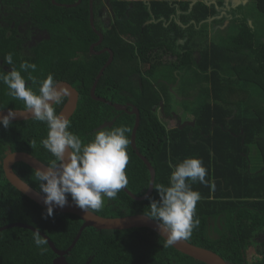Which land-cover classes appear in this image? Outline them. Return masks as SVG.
<instances>
[{
  "label": "trees",
  "instance_id": "obj_1",
  "mask_svg": "<svg viewBox=\"0 0 264 264\" xmlns=\"http://www.w3.org/2000/svg\"><path fill=\"white\" fill-rule=\"evenodd\" d=\"M76 1L55 0L61 4L57 6L52 0H0V72L20 71L26 61L37 66L35 71L21 72L34 91L38 84H32L29 75L42 81L52 74L58 83H69L79 96L69 130L87 144L100 130L122 125L132 130L134 116L90 98L108 54L90 53L98 37L89 24V0L72 8L62 6ZM225 1L93 0L94 26L103 37L94 50L113 52L95 95L138 108L136 148L152 165L155 179L144 201H134L121 190L116 199L105 198L103 208L92 213L111 219L147 216L151 200L160 199L154 186H169L174 170L169 165L199 158L209 184L191 185L201 194L196 205L200 223L186 241L217 254L227 264H264V36L243 14L246 3L227 10ZM239 1H253L264 16V0ZM35 32L41 35L38 39ZM8 53L13 54L12 65L4 60ZM160 85L181 92L182 109L192 123L169 129L163 125L157 109L161 106L166 115L171 105L169 92H158ZM66 101L65 97L62 104L54 105L57 114ZM4 109L25 107L0 82V110ZM47 132L46 123L34 118L11 122L7 129L0 125V228L13 223L30 226L47 236L57 250L65 251L83 220L56 211L45 218L46 209L16 190L2 167L5 156L13 152L50 166L55 157L41 143ZM127 154V189L139 197L147 191L149 173L130 143ZM11 170L44 196L34 170L24 163L13 164ZM68 200L73 202L70 195ZM33 234L22 227L1 231L0 264H53L57 255L48 244L44 251L38 248ZM166 243L147 228L89 227L65 260L68 264H204Z\"/></svg>",
  "mask_w": 264,
  "mask_h": 264
},
{
  "label": "clouds",
  "instance_id": "obj_2",
  "mask_svg": "<svg viewBox=\"0 0 264 264\" xmlns=\"http://www.w3.org/2000/svg\"><path fill=\"white\" fill-rule=\"evenodd\" d=\"M4 60L13 64V54L8 53ZM36 64L22 62L20 71L12 68L7 73L0 72V82L8 88V94L15 100L23 102L25 109L32 117L47 125L48 132L41 141L43 147L55 159L47 168L35 172L39 188L44 193L43 203L46 206V217L53 216L54 208H64L71 196L75 205L85 214L100 211L104 199H116L121 190L128 188V177L125 169L129 161L127 147L130 143L127 126H120L110 131L100 130L94 139L85 144L71 132L70 121L58 115L54 105L64 102L67 89L53 77L47 75L42 81L29 75L32 84H38L34 91L21 72L36 70ZM16 113L9 110L0 117V125L7 129ZM169 179V186L155 185L160 199L151 200L149 218L159 221L167 234L166 246H171L180 239L187 240L194 228L199 226L196 217V205L201 194L192 189V184L199 182L207 186L205 179L207 169L199 158L189 157L176 165ZM35 245L42 251L47 240L39 231L34 232Z\"/></svg>",
  "mask_w": 264,
  "mask_h": 264
},
{
  "label": "water",
  "instance_id": "obj_3",
  "mask_svg": "<svg viewBox=\"0 0 264 264\" xmlns=\"http://www.w3.org/2000/svg\"><path fill=\"white\" fill-rule=\"evenodd\" d=\"M81 0H77L75 4L73 5H62L63 7L66 8H72L76 7L79 5ZM52 3L57 6H61V4L55 3V0H52ZM89 24L92 29V31L97 35L98 40L96 43L92 44L89 47L90 53L93 55H100L102 53H107L108 54V59L105 62L104 66L99 70L91 88L89 91V96L92 100L104 103L110 107H112L116 111L124 112L128 115H133L134 116V124L131 130L130 134V147L135 153V155L144 163L145 167L148 170L149 173V184L147 191L142 195V196H136L133 193H131L128 189L122 190L126 195H128L132 200L134 201H144L147 199L153 190V184H154V179H155V171L150 164V162L139 153V151L136 148V131L139 127L140 124V112L137 107L135 106H130V105H122L118 103H112L110 101L105 100L104 98L98 97L95 95V88L96 85L101 78L103 72L105 69L111 64L113 60V52L105 48L99 52H95V47L99 46L102 42V34L98 32L94 26V17H93V0H89ZM62 87L67 89V101L58 113V115H62L63 117L67 118L68 120L70 117L73 115L74 111L76 110L77 107V102H78V92L67 82H61L59 83ZM131 107L130 109H128ZM10 109H4L0 110V117L7 115ZM16 113L15 118L11 122H20V121H26L29 119H33L32 115L30 112H28L26 109L24 110H11ZM15 163H24L28 167H30L32 170L36 172L37 169L43 170L45 167L41 166L36 160H34L30 155L23 153V152H13L9 153L5 156L3 159L2 167H3V172L6 180L16 189L18 190L21 194L38 204L39 206L43 207L46 209L45 204L43 203V195L39 194L32 188H30L28 185L23 183L19 178H17L11 168L12 165ZM54 211L56 212H61V213H66V214H73L78 216L83 220V224L80 227L75 239L73 240L72 244L68 249L65 251H60L57 250L54 246V244L49 240L47 236H45L43 233L40 232L41 236L47 240V244L50 247V249L57 255L56 260L53 262V264H68L65 260V256L69 254L71 249L74 247L75 243L79 239L80 234L82 231L86 228H94L96 230H107V231H122V230H129V229H134V228H147L155 233H157L160 237H162L164 240L167 241V234L165 233L164 229L162 227H159V222L149 218L148 216L145 215H133V216H127V217H121V218H103L100 217L94 213H89L85 214L81 209H79L75 203L71 202L68 200L67 206L64 208H54ZM13 227H22L26 229H30L34 232H36L35 229H33L30 226L21 224V223H13L6 225L4 227L0 228V232L4 231L6 229H10ZM173 246L177 251L180 253L187 255L199 262H202L204 264H227L221 257H219L217 254L194 246L190 243H188L184 239H180L177 242H175Z\"/></svg>",
  "mask_w": 264,
  "mask_h": 264
},
{
  "label": "rangeland",
  "instance_id": "obj_4",
  "mask_svg": "<svg viewBox=\"0 0 264 264\" xmlns=\"http://www.w3.org/2000/svg\"><path fill=\"white\" fill-rule=\"evenodd\" d=\"M240 2V1H239ZM246 6L243 8L242 4H245ZM231 6H235V3H231ZM242 6L243 8V14H246L248 16L249 23L252 25V27L260 34V36H264V16L259 14L256 9L253 1H243L240 3V7ZM106 10H108L106 8ZM245 10V11H244ZM108 14H105L103 17L106 19L108 18ZM223 25V23H220ZM222 25H216V27L222 29ZM212 29V27H211ZM37 35L35 36V39H38L41 35L35 32ZM34 39H30V42H33ZM30 44V43H29ZM155 86V85H154ZM180 87V85H179ZM158 92L159 93H166L168 95L169 92V99H170V110L168 113L165 115L162 113V108L161 106L157 109V116L159 120L163 123V125L167 128H172V127H179L182 125V123H185V119L188 120L189 118L185 117L186 114L182 112V104L185 101H181L182 95L180 94L181 92H173L170 94L169 87H165L163 85L158 86ZM183 100V99H182ZM182 103V104H181ZM191 104H189L190 106ZM191 107V106H190ZM185 115V116H184Z\"/></svg>",
  "mask_w": 264,
  "mask_h": 264
},
{
  "label": "crops",
  "instance_id": "obj_5",
  "mask_svg": "<svg viewBox=\"0 0 264 264\" xmlns=\"http://www.w3.org/2000/svg\"><path fill=\"white\" fill-rule=\"evenodd\" d=\"M243 2V1H242ZM231 3H235V6L233 7L232 6V9H235L237 6H239L240 5V2H239V0H227V1H225V6H226V8H227V10L230 8V6H231ZM209 4V3H208ZM207 5V4H206ZM108 10H109V8H108ZM218 20H220V18H218ZM215 25H217V24H215ZM223 27L225 28V25H224V23H223ZM222 27V28H223ZM175 93V92H177L176 90H175V88H171L170 89V94H172V93ZM171 106H173V105H171ZM182 112H184L183 111V109H182ZM184 114H186V116L185 117H187V118H189L188 120H184L185 121V123H192V121H193V119L189 116V115H187V113H185L184 112ZM184 123V122H183ZM182 123V124H183ZM167 128V127H166ZM167 129H169V128H167Z\"/></svg>",
  "mask_w": 264,
  "mask_h": 264
}]
</instances>
